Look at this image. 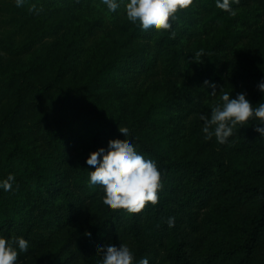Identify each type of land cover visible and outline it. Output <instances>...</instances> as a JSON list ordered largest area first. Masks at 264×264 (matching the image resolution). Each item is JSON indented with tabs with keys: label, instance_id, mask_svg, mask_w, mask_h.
I'll return each instance as SVG.
<instances>
[{
	"label": "trees",
	"instance_id": "16d2710c",
	"mask_svg": "<svg viewBox=\"0 0 264 264\" xmlns=\"http://www.w3.org/2000/svg\"><path fill=\"white\" fill-rule=\"evenodd\" d=\"M126 2L0 0V179L16 181L0 234L29 240L18 264H100L121 243L149 264H264L259 121L220 143L201 119L223 91L264 99V0H193L150 32ZM116 142L157 162V204L110 209L90 186L89 155Z\"/></svg>",
	"mask_w": 264,
	"mask_h": 264
},
{
	"label": "clouds",
	"instance_id": "9594fccd",
	"mask_svg": "<svg viewBox=\"0 0 264 264\" xmlns=\"http://www.w3.org/2000/svg\"><path fill=\"white\" fill-rule=\"evenodd\" d=\"M26 0H16L18 7L23 6ZM193 0H127L123 4L127 19L144 32L152 30H167L172 27L170 19L176 18L179 10L186 9ZM220 9L235 14L230 0H215ZM108 10L115 12L121 7V0H103ZM30 11H40L32 4ZM208 83V82H206ZM213 94L215 84H212ZM264 93V78L257 85ZM204 121L202 132L205 139L213 136L220 143H224L232 136L237 124L243 126L250 119L258 120L254 128L264 137V99L253 105L247 98L246 92H239L234 97L232 92L223 91L219 102L212 107L210 115H201ZM125 138L131 135L127 129L121 130ZM88 169H91L90 186L100 189L106 197L104 205L110 209H123L128 213H138L146 204H157L158 190L162 188L161 172L157 162L137 151L133 143H112L107 151L92 152L87 159ZM16 181L15 176L9 173L6 178L0 179V190L11 191ZM168 225L174 226L175 217H168ZM90 241L91 235L87 237ZM29 240L23 236H5L0 234V264H18L20 252H27ZM101 256L100 264H149L147 256L136 260L134 252L127 244L119 246L108 244L98 248Z\"/></svg>",
	"mask_w": 264,
	"mask_h": 264
}]
</instances>
